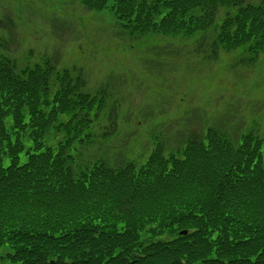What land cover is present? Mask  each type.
Masks as SVG:
<instances>
[{
	"label": "trees",
	"instance_id": "16d2710c",
	"mask_svg": "<svg viewBox=\"0 0 264 264\" xmlns=\"http://www.w3.org/2000/svg\"><path fill=\"white\" fill-rule=\"evenodd\" d=\"M78 1L109 9L131 37L190 38L225 8L212 46L264 52V0ZM83 85L50 60L18 74L0 58V248H9L0 261L264 264V149L256 130L233 140L207 128L176 152L157 143L141 164L77 161L76 146L92 142L103 108Z\"/></svg>",
	"mask_w": 264,
	"mask_h": 264
},
{
	"label": "rangeland",
	"instance_id": "374dc122",
	"mask_svg": "<svg viewBox=\"0 0 264 264\" xmlns=\"http://www.w3.org/2000/svg\"><path fill=\"white\" fill-rule=\"evenodd\" d=\"M227 10L219 8L214 25L190 38L131 37L109 9L90 11L78 0H0V58L12 60L18 74L55 62L102 100L95 137L76 146L77 161L140 164L157 143L176 152L202 128H221L233 140L256 130L264 149V52L212 46ZM4 121L10 131L11 117ZM21 139L25 150L31 146L26 134ZM7 252L2 246L0 258Z\"/></svg>",
	"mask_w": 264,
	"mask_h": 264
},
{
	"label": "water",
	"instance_id": "95a60500",
	"mask_svg": "<svg viewBox=\"0 0 264 264\" xmlns=\"http://www.w3.org/2000/svg\"><path fill=\"white\" fill-rule=\"evenodd\" d=\"M182 234L186 233V231H181Z\"/></svg>",
	"mask_w": 264,
	"mask_h": 264
}]
</instances>
